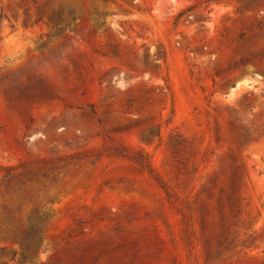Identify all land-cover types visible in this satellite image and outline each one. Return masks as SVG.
<instances>
[{
	"label": "rangeland",
	"instance_id": "374dc122",
	"mask_svg": "<svg viewBox=\"0 0 264 264\" xmlns=\"http://www.w3.org/2000/svg\"><path fill=\"white\" fill-rule=\"evenodd\" d=\"M0 264H264V0H0Z\"/></svg>",
	"mask_w": 264,
	"mask_h": 264
}]
</instances>
